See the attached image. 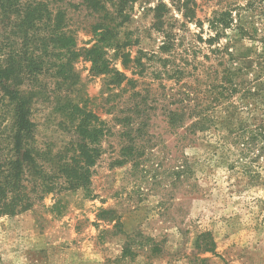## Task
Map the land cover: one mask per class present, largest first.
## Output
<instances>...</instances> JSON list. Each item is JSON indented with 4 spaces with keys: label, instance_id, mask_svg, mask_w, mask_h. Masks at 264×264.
Segmentation results:
<instances>
[{
    "label": "rangeland",
    "instance_id": "obj_1",
    "mask_svg": "<svg viewBox=\"0 0 264 264\" xmlns=\"http://www.w3.org/2000/svg\"><path fill=\"white\" fill-rule=\"evenodd\" d=\"M102 1L122 8L106 41L124 48L105 52L131 81L113 89L90 72L84 49L97 44L100 14L82 0H53L75 54L68 79L49 73L24 85L41 92L33 96V147L57 154L76 139L62 113L73 101L99 118L101 156L85 188L66 189L58 179L30 209L0 215V264H264V0ZM216 15L229 27L212 28ZM3 26L1 38L22 49L24 35ZM182 98L217 125L196 136L172 129L164 112ZM135 103L148 126L132 141L120 118ZM246 124L252 147L242 150L233 141ZM128 145L138 158L123 156ZM199 236L207 246L197 245Z\"/></svg>",
    "mask_w": 264,
    "mask_h": 264
},
{
    "label": "trees",
    "instance_id": "obj_2",
    "mask_svg": "<svg viewBox=\"0 0 264 264\" xmlns=\"http://www.w3.org/2000/svg\"><path fill=\"white\" fill-rule=\"evenodd\" d=\"M52 2L53 0H0V23L4 24L3 28L7 29L11 26V29H15L13 32L15 37L22 38L24 35L25 39L22 38V49L17 50L15 48L17 42L16 45L12 44L8 40L10 37L1 38L0 35V39H3L0 40V94L3 95L0 104L3 99L6 100L5 107L8 110L6 133L0 137V215H14L30 209L34 198L40 199V196L45 194L44 191L58 179L64 180L66 189L85 188L90 181V169L101 156L99 144L104 129L99 118L91 111L80 108L73 101L65 102L62 113L68 116V123L76 139L70 142L65 151L57 154L51 151L41 153L33 147L35 135V124L31 119L33 96L41 92L31 91L24 85L27 81L30 83L37 81L41 76L49 73L51 77L63 76L65 80L68 79L65 74L67 69L71 71L69 57L75 54L73 39L66 32L61 31L60 22L64 19L62 17L64 11L59 9L58 16L54 18L50 7ZM102 2L104 1L82 0V4L87 9L100 14L98 21L99 24L102 23L101 32L97 35V44L90 49H84V54L91 63V74L108 77L109 86L112 85L113 89H117L125 81L130 83L131 80L111 67L105 48L113 47L117 51L124 48L120 44L114 45L106 41L113 35L110 24L117 15L122 14V8L107 9ZM212 23V28L213 26H222L224 29L229 27L225 20L218 18L217 15ZM28 39H48V42L43 40L39 43L42 47H36L37 45H32ZM48 43H53L51 49ZM30 49L32 50L29 51ZM57 50H61V54H55ZM124 56L127 58L129 54ZM115 57H118L117 54ZM55 82L59 88V81ZM186 94L189 101L191 93ZM135 95L137 93H133L131 98ZM186 102L187 99L182 98L178 101L177 107L164 112L172 129L184 128L187 133L196 136L217 125L206 110H200ZM127 110L130 113L120 118L126 126L124 133L132 141L135 138L142 139L144 134L146 135L148 126L144 120L147 111L140 103H135ZM188 120H191V123H186ZM245 126L236 134L233 141V144L243 148L242 150L252 147L250 134L253 133L248 129L247 124ZM259 128L263 130L264 125ZM133 134L138 136L133 137ZM232 136L233 133H230V136L226 137L227 141ZM131 145L123 148V156L128 160L140 156L136 149L130 147ZM124 162L126 161H119V164ZM204 237H198V246H207Z\"/></svg>",
    "mask_w": 264,
    "mask_h": 264
}]
</instances>
